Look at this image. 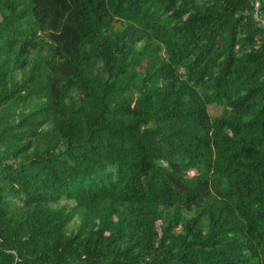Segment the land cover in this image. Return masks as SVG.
Instances as JSON below:
<instances>
[{
    "label": "trees",
    "instance_id": "obj_1",
    "mask_svg": "<svg viewBox=\"0 0 264 264\" xmlns=\"http://www.w3.org/2000/svg\"><path fill=\"white\" fill-rule=\"evenodd\" d=\"M0 264H264V0H0Z\"/></svg>",
    "mask_w": 264,
    "mask_h": 264
},
{
    "label": "rangeland",
    "instance_id": "obj_2",
    "mask_svg": "<svg viewBox=\"0 0 264 264\" xmlns=\"http://www.w3.org/2000/svg\"><path fill=\"white\" fill-rule=\"evenodd\" d=\"M221 108H217V107H211L210 108V112L213 116H217L219 114H221Z\"/></svg>",
    "mask_w": 264,
    "mask_h": 264
}]
</instances>
